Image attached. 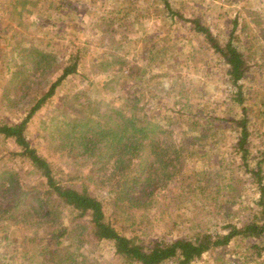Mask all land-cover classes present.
I'll use <instances>...</instances> for the list:
<instances>
[{"label":"rangeland","instance_id":"1","mask_svg":"<svg viewBox=\"0 0 264 264\" xmlns=\"http://www.w3.org/2000/svg\"><path fill=\"white\" fill-rule=\"evenodd\" d=\"M165 1L184 17H199L222 43L236 25L232 41L244 51L248 64L239 82L251 127L250 157L264 150V0H25V4L23 0H0V121H20L58 77L70 55L77 53L76 72L60 81L25 129L31 145L73 185L81 184L87 165L84 156L70 154L67 148V140L74 134L67 129V121L96 119L98 109L123 105L127 93L133 99L128 109L160 120L168 113L177 121L185 133L181 140L186 150L184 172L203 169L210 173V182L198 183L199 190L207 193L203 200L219 179H244L245 168L232 146L238 135L233 118L242 113L241 105L227 66L189 20L170 14ZM31 46L51 53V67L33 71L24 58ZM22 63L25 69H21ZM17 69L23 72L14 76L12 71ZM27 78V84L21 85ZM201 131L208 136L191 138ZM14 147L11 139L0 135V167L19 170L23 181L31 183L38 173L21 157H11L7 151ZM90 189L97 192L93 186ZM236 190L243 201L227 198V207L246 210L248 202L253 203L255 188L250 184ZM221 192L226 193L224 188ZM157 194L152 209L133 214L135 223L140 219L137 228L147 230L144 237L163 233L175 237L186 231L187 219L195 216L204 227L218 229L219 214L210 216L208 208L200 211L177 203L187 196L180 197L175 178ZM193 197L199 203L202 196ZM64 211L68 214L70 209ZM145 214L147 222L142 219ZM127 226L123 231L128 232ZM21 233L13 225L0 224V264H41V255L31 247L34 242L20 244ZM247 242L234 237L228 248L210 249L190 264H261L258 257H250ZM84 253L101 264L125 263L108 239L91 241Z\"/></svg>","mask_w":264,"mask_h":264},{"label":"trees","instance_id":"2","mask_svg":"<svg viewBox=\"0 0 264 264\" xmlns=\"http://www.w3.org/2000/svg\"><path fill=\"white\" fill-rule=\"evenodd\" d=\"M165 6L170 14L189 20L227 66L226 73L235 86L236 101L241 105L242 113L233 118L238 135L232 146L241 160L240 166L245 168L244 179L233 176L227 181L219 179L212 194L203 200L207 193L199 190L198 183L210 182V173L203 169L184 172L186 150L181 141L185 138L184 131L177 127L178 123L171 114L161 115L163 123L146 112L139 114L136 109H128L133 100L129 93L123 105L98 109L96 119L67 121L70 124L67 129L74 133L67 140V148L70 154L84 156L87 166L79 186L63 179L51 162L31 145L25 129L30 117L54 93L60 81L76 72L78 56L77 53L71 54L58 77L36 98L20 121H0V135L11 139L15 146L7 152L11 157L26 160L38 173L34 181L27 183L19 170L0 167V224L7 223L22 231L20 244L34 242L31 247L41 255V264H101L84 253L88 243L101 239L112 241L114 253L124 264H190L210 249L228 248L231 239L237 236L248 239L246 248L250 250V257H258L264 264V150L250 157L251 127L243 104L242 83L239 82L245 76L248 64L244 51L232 41L236 25L233 24L229 38L222 43L199 17H184L167 1ZM241 25L240 29L246 34L245 25ZM24 58L33 66L34 72H41L51 67L53 56L31 46ZM133 68L130 67L129 71L134 72ZM21 69H25L24 63ZM21 69L12 71V74L19 75L23 72ZM138 71L143 72L142 69ZM27 82L28 78L21 85ZM200 133L198 136L194 132L191 138L208 136L203 131ZM174 178L178 180L180 197L187 196L186 199H177V203H185L200 211L208 208L210 216L219 214L218 229L204 227L195 216L187 219L186 231L175 237L167 238L166 233L156 238L142 235H147V230L137 228L140 219L134 222L135 210L152 209L158 191ZM250 184L255 188L251 197L253 203L248 202L246 210L227 207V198L238 197L242 202V195L234 191ZM91 186L96 193L91 191ZM223 188L226 193L221 192ZM198 193L202 197H199V203H195L193 196ZM67 207L70 209L68 214L64 211ZM157 212L162 211L158 209ZM142 219L148 221L146 214ZM67 220L69 224L65 223ZM126 224L129 233L123 231L128 227Z\"/></svg>","mask_w":264,"mask_h":264}]
</instances>
